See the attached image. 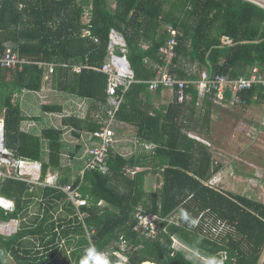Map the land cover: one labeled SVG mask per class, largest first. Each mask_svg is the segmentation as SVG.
Returning a JSON list of instances; mask_svg holds the SVG:
<instances>
[{"label":"trees","instance_id":"16d2710c","mask_svg":"<svg viewBox=\"0 0 264 264\" xmlns=\"http://www.w3.org/2000/svg\"><path fill=\"white\" fill-rule=\"evenodd\" d=\"M114 4L0 0V52L12 45L27 61L11 69L0 65L5 147L16 158L40 161L43 179L49 170L59 172L60 186L70 185L85 201L75 203L62 188L2 181L0 195L14 201L15 209L0 207V264L9 258L15 264H81L85 258L96 264L103 251L121 250L122 240L137 250L123 251L126 263L110 255L106 264H198L188 257V247L174 246L173 236L204 257L219 259L218 264H264V202L209 184L213 152L189 135L211 139L213 117L225 106L216 102L215 94L199 101L193 84L186 88L184 102L175 99L166 110L155 108L151 114L143 106L146 98L153 99L149 82L156 77V65L163 64L159 49L170 36L163 24L179 30L171 72L181 79H196L203 70L238 79L250 76L254 66L264 73V7L248 0H114ZM86 14L91 17L88 24ZM113 29L126 40L134 72L116 122L136 126L141 140L159 145L153 155L143 156H126L110 147L106 170H101L88 167L92 147L85 148L82 137L100 132L111 118L109 76L99 68L107 61ZM87 30L89 35L84 34ZM145 42H150L148 48L143 47ZM81 63L85 65L81 72L74 71L73 66ZM46 82L58 92L91 101L104 122L92 108L84 117L65 115L61 127L45 126L39 133L24 130V122L40 118L27 116L16 96L40 92ZM242 97L247 100L244 108L264 107L261 85L244 91ZM231 98L227 89L223 102L231 103ZM42 109L64 112L62 104L47 103ZM67 131L76 140L72 148L64 140ZM68 154L70 161L83 159L76 166L78 174L73 166L64 165ZM151 169L162 171L164 180L147 190L145 176ZM139 213L156 217L153 235L144 233ZM12 221L18 224L9 232L4 224ZM89 249H94V257H88Z\"/></svg>","mask_w":264,"mask_h":264},{"label":"built area","instance_id":"2783aa9c","mask_svg":"<svg viewBox=\"0 0 264 264\" xmlns=\"http://www.w3.org/2000/svg\"><path fill=\"white\" fill-rule=\"evenodd\" d=\"M169 33V39L160 47L159 54L163 59V64H157V74L154 79L150 81V90H157L160 85L167 87L174 92L175 99L178 102H184L187 99L186 88L189 84H193L198 91L199 101L204 100L208 95L215 94V100L218 104L225 105L223 102L225 99V91L230 89L232 92L231 104L234 106H244L247 104V100L242 97V93L251 89L255 85H261L264 87V73L261 72L258 66H254L250 76L240 77L238 79H230L225 74H211L207 70L199 71L197 78L192 80L181 79L176 74L171 72L173 59L176 57V45L177 36L179 30L172 24L165 25ZM116 51H120L121 55H118ZM109 59L104 64L103 68H99L100 71L109 74V82L107 86L108 99L111 103L113 110H111V118L107 123V126L100 132L95 133L99 138L103 139L101 146L92 147L89 150L90 157L88 159L89 168H100L106 170V158L110 144L114 139L115 131L111 128L110 124L113 119L116 118V112L119 109L120 104L124 100V96L130 85L134 82V72L128 65L127 57V44L122 34L115 30H112L110 34L109 44ZM27 62L25 59H21L12 48H7L5 52H0V64L2 67L11 69L16 68L19 64ZM84 65L80 64L74 67L76 72H81ZM54 65L50 66L52 72ZM264 126V117L261 122ZM43 166L40 161L31 160L28 158H16L13 153L4 148L3 144V129L0 123V182L7 178L27 181L34 185L40 186H52L56 188H62L77 204H84V200H79V194L76 190H73L70 185L60 186L58 172L49 173L44 179L42 178ZM0 206H4L10 210L7 206L0 202ZM140 224L143 226L146 236H151L156 232V217L153 215L143 216L139 213ZM9 224V223H8ZM6 227H8L5 224ZM174 246L177 248H187L178 237L173 236ZM131 251H136L137 248L128 244L126 240H122L121 250L113 249L110 251H103L97 257L106 262L110 255L121 258L125 263L128 258L123 254L126 248ZM226 257V255H224ZM219 262L211 261V264H218Z\"/></svg>","mask_w":264,"mask_h":264},{"label":"rangeland","instance_id":"374dc122","mask_svg":"<svg viewBox=\"0 0 264 264\" xmlns=\"http://www.w3.org/2000/svg\"><path fill=\"white\" fill-rule=\"evenodd\" d=\"M45 85V90L43 92L46 94L44 93L45 95H42L47 98L42 100L47 101H44V104L55 99L57 103L67 105V100L70 99L69 97L66 99L64 94L53 92V89L50 88V82H46ZM58 98L61 101H57ZM224 106L228 108L226 110H229V113L227 114L221 111L213 117L212 136L211 139L206 140V142L210 143L209 146H211L210 148L213 151L214 159L218 163L217 165L224 166V170L217 175L218 179L216 177L208 183H211L213 186H222L234 194H242L264 202V126L261 124L263 121L264 107L255 105L244 108L242 106H233L231 103H225ZM79 109H83V107ZM31 111H33V109H31L30 112ZM41 112L42 110L37 112V114L40 115ZM73 112L74 111L67 106L66 113H63V115L57 113L52 117L57 121L55 122L58 123L57 126H59L63 116ZM66 137L71 141L75 140L72 133L69 131L66 133ZM75 142L72 144H75ZM73 150H70L68 153L70 154ZM69 154L64 157V165L68 164L73 166L76 170L75 174H78L80 170L76 166H79V162H82L83 159L70 161ZM238 171H245L252 175H240L237 174ZM253 176L255 178H252ZM149 183L150 182L146 183L147 190L161 185V182ZM37 207L38 204L36 203L31 209L32 216L36 213ZM17 224L18 221H12L6 224L8 226V231H14ZM198 254L199 253L195 252L193 249L187 252L189 258H192L198 264H202ZM5 264H15V262L13 259L9 258Z\"/></svg>","mask_w":264,"mask_h":264},{"label":"crops","instance_id":"0c3cea01","mask_svg":"<svg viewBox=\"0 0 264 264\" xmlns=\"http://www.w3.org/2000/svg\"><path fill=\"white\" fill-rule=\"evenodd\" d=\"M112 3H113V6H115L114 4V0H111ZM90 15L89 14H86V16L84 17V22L86 24H88L90 22ZM165 26V24H163V27ZM114 30V29H113ZM116 31V30H115ZM112 32V31H111ZM118 32V31H117ZM119 33V32H118ZM84 34H90V31L87 30L85 31ZM121 34V33H120ZM124 37V36H123ZM125 39V38H124ZM126 42V40H125ZM150 45V42H145L143 44V47L144 48H148V46ZM7 48H12L13 51L15 53H17L13 46L12 45H8ZM6 48V49H7ZM18 54V53H17ZM109 55H108V58L107 60L109 59ZM107 62V61H106ZM105 62V63H106ZM53 64V63H52ZM82 64V63H81ZM1 65V64H0ZM22 64H19V66H21ZM54 65V64H53ZM80 65V64H78ZM84 65V64H83ZM187 65H189L188 67L192 68V67H195L194 64H190L188 63ZM55 66V65H54ZM77 66V65H75ZM73 66V70H74V67ZM157 66V65H156ZM85 67V65H84ZM75 71V70H74ZM46 86V85H45ZM45 86L44 88L42 89V91L40 92H35V91H23L21 94H18L16 96L17 100L20 102V105L23 109V112L27 115V116H38L40 118V120H28L26 122L23 123V129L24 130H27V131H32V132H37L39 133L43 127L45 126H56V127H61L62 125V119H61V122H60V125L57 126L58 123H55L57 121H55L53 119V115H56L57 113H45L43 111V109H41L44 105V101L46 102L47 100H42V99H45L47 97H44L43 95H45L46 93L43 92L45 90ZM52 89V87H50ZM158 90V89H157ZM157 90L155 91H152L154 94H153V99L152 100H149L148 98L145 99L144 101V107L149 109L150 113L153 114L154 113V109L157 108V109H164L166 110L167 106H169L171 103H173L175 100V95H174V92L169 89V88H166V87H163L162 86V90H161V93L160 95H157L156 92ZM53 92H58L56 90L53 89ZM45 93V94H44ZM43 94V95H42ZM60 94H64L66 99L67 97H69L70 99L67 100V105L65 104H62V103H57L55 101V99L51 100L50 102L48 103H54V104H62L64 106V112L63 113H66L67 112V106H69L71 108L72 111H74L73 113H68V114H65V115H71V114H78V115H81L82 117L86 116L88 111L90 109H92L94 106L92 104L91 101L87 100V99H81V98H78V97H75L73 95H70V94H66V93H62L60 92ZM61 101L59 98L57 99V101ZM109 100V99H108ZM146 101H147V104H146ZM47 104V103H46ZM111 105V103H110ZM78 108H76V107ZM112 106V105H111ZM80 107H83V109H79ZM85 107V108H84ZM226 107V106H225ZM225 107H222V111L226 112L227 114L229 113V110H226L228 108H225ZM25 109V110H24ZM33 109V111L30 112V110ZM40 110H42L41 114H37V112H39ZM111 110H113V107L109 110V114L111 116ZM77 111V112H76ZM63 113H59V114H62ZM92 113L97 117V118H100L102 119L104 122V119L102 117V114H100L101 112L99 110H96V109H92ZM233 113V112H232ZM83 114V115H82ZM234 114V113H233ZM64 115V116H65ZM50 116V117H49ZM63 116V117H64ZM264 117V115H263ZM0 119H3L2 118V115H0ZM108 123V122H107ZM107 125V124H106ZM111 128L115 131V136H114V140L112 142V145L111 147L114 148L117 152L123 154V155H126V156H131V155H134V154H137V155H153L154 154V151L155 149L158 148V143L156 142H149V141H143L139 138L138 136V130H137V127L132 125V124H127V123H117L116 122V118L113 119L112 123L110 124ZM106 126L102 127L105 128ZM101 129V130H102ZM100 130V131H101ZM71 131V130H70ZM69 131V132H70ZM68 132V131H67ZM66 132V133H67ZM213 132V131H212ZM66 133L64 135V140L66 142H68L69 146L68 148H72V143L75 142L76 140H73L71 141L68 137H66ZM191 137L197 139L198 141H201L202 143L206 144L207 146L210 145V143L206 142V140H204L203 138H201L200 136H198L196 133L194 132H191L189 134ZM83 142L85 143V148L88 146L90 147H93L95 145H99L101 143V139L99 137H97L95 135V133H84L83 137ZM211 147V146H209ZM211 149V148H210ZM213 152V151H212ZM214 158V156H213ZM217 161L214 159V162H213V169H212V173H213V176L212 178L209 180V182L211 180H213L214 178L217 177V175L222 172L224 170V166H221V165H217ZM53 172H57L55 170H49L48 173L46 174V176L49 174V173H53ZM155 173V174H154ZM59 174V172H58ZM45 176V177H46ZM218 179V177H217ZM59 180H60V175H59ZM164 180V177L162 175V171L160 172H152V169L150 171V173L147 174V176H145V181L146 183L147 182H150L149 184H152L153 182H162ZM157 187V186H156ZM155 187V188H156ZM190 246H188V251H190L191 248H189ZM69 251V250H68ZM196 252V251H195ZM199 258L201 259V262L202 264H211V261H216V262H219L220 260L219 259H213V258H210V257H204V255H201V254H198ZM197 259V258H196Z\"/></svg>","mask_w":264,"mask_h":264},{"label":"bare ground","instance_id":"6f19581e","mask_svg":"<svg viewBox=\"0 0 264 264\" xmlns=\"http://www.w3.org/2000/svg\"><path fill=\"white\" fill-rule=\"evenodd\" d=\"M256 1V0H255ZM258 2V1H257ZM260 3V2H259ZM260 4H263V3H260ZM264 5V4H263ZM104 66V65H103ZM103 66H102V68H103ZM105 73V72H104ZM107 74V73H106ZM108 76H109V74H108ZM110 77V76H109ZM151 81V80H150ZM150 83V82H149ZM165 87V86H164ZM167 88V87H166ZM108 94V93H107ZM0 123L2 124V129H3V144H4V148L5 149H7L6 147H5V143H4V139H5V131H4V119H0ZM104 129V128H103ZM102 129V130H103ZM101 130V131H102ZM101 139V143L99 144V145H95V146H101L102 145V143H103V139L102 138H100ZM111 139H114V136H112L111 137ZM111 145H112V143L110 144V147H111ZM95 146H93V147H95ZM8 150V149H7ZM11 152V151H10ZM7 199V198H6ZM7 200H9L8 202H7V204L2 200V199H0V202L2 203V204H4V205H6L8 208H10V205L11 204H14L15 205V203H14V201H12V200H10V199H7ZM11 209V208H10Z\"/></svg>","mask_w":264,"mask_h":264},{"label":"clouds","instance_id":"9594fccd","mask_svg":"<svg viewBox=\"0 0 264 264\" xmlns=\"http://www.w3.org/2000/svg\"><path fill=\"white\" fill-rule=\"evenodd\" d=\"M119 55V54H118ZM129 61V60H128ZM0 199H4V197H2L1 195H0ZM6 206V205H5ZM0 207H3V208H5L4 206H0ZM6 209V208H5ZM10 210H12V209H10ZM13 211V210H12ZM6 224H8V223H6ZM5 225V224H4ZM88 257H94V249H89L88 250ZM81 264H89V260L87 259V258H85V259H83V260H81ZM96 264H106V262H103V261H101L98 257H96Z\"/></svg>","mask_w":264,"mask_h":264},{"label":"water","instance_id":"95a60500","mask_svg":"<svg viewBox=\"0 0 264 264\" xmlns=\"http://www.w3.org/2000/svg\"><path fill=\"white\" fill-rule=\"evenodd\" d=\"M248 1H252V2H254V3H256V4H258V5L262 6V7H264V5H263V4H264V0H259L260 3L262 2L263 4H260L259 1L257 2V1H255V0H248ZM128 65H129L130 69L132 70V68H131V64H130L129 61H128ZM132 71H133V70H132ZM3 201L7 204V202H8L9 200H7L6 198H4ZM10 208H11L12 210H14V209H15V205H14V204H11V205H10Z\"/></svg>","mask_w":264,"mask_h":264}]
</instances>
